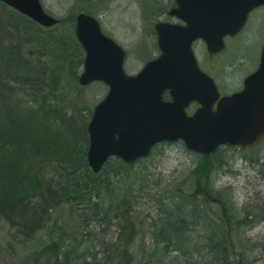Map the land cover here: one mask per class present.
I'll list each match as a JSON object with an SVG mask.
<instances>
[{"label":"trees","instance_id":"trees-1","mask_svg":"<svg viewBox=\"0 0 264 264\" xmlns=\"http://www.w3.org/2000/svg\"><path fill=\"white\" fill-rule=\"evenodd\" d=\"M4 5L0 2L1 8ZM8 11L11 19L0 14V215L16 228L17 234L34 239L37 231L56 218L57 208L68 203L83 237L78 242L77 236H67L55 250L52 248L51 254L34 251L35 258H52L54 264H249L248 247L238 242L240 227L234 213L221 211L223 195L215 192L210 183L211 166L222 149L212 155L198 153V165L187 175V181L177 186L180 190L169 185L157 188L150 195L152 212L141 216L140 211L135 216L133 207L147 186L128 182L122 176L120 179L128 183L124 184L123 193H116L105 173L113 162L123 169L121 173L134 163L115 158L100 173L91 170L86 157L87 124L79 125L67 116L64 105L49 102L56 100L63 64L41 68L22 50L29 43V36L51 35L52 31H44L45 27L12 8ZM30 29L35 34L27 31ZM25 33L26 41L20 42ZM74 34L82 67L83 50ZM41 72L45 78L42 76L39 81ZM77 72L78 68L74 74ZM15 74L22 76L26 83L23 86L28 87L23 91L30 94L25 113L3 95L12 87L10 82H15ZM75 80L79 91L82 86ZM78 141L82 146L76 147ZM79 165L83 171L78 174ZM48 167L56 172L46 177ZM104 187L112 191L110 199L92 201L93 194ZM240 222L246 221L242 218ZM92 225L101 230L104 226L117 229L116 237L112 236L114 241L102 242L107 247L103 252L95 250L100 232L90 228Z\"/></svg>","mask_w":264,"mask_h":264},{"label":"rangeland","instance_id":"rangeland-1","mask_svg":"<svg viewBox=\"0 0 264 264\" xmlns=\"http://www.w3.org/2000/svg\"><path fill=\"white\" fill-rule=\"evenodd\" d=\"M42 3L49 13L61 19V26L57 30L54 29L55 27L44 29V31H52L51 35L46 33L29 36L30 40H27L29 43L23 47V53L29 55L33 64H37L44 69L46 67L48 69L53 64L57 66L63 64V67H61L62 73L60 72L59 77V87L55 93L56 100H49V102H51L50 104L56 102L59 107L64 105L63 110L67 112V116L72 117L79 125L80 123L81 125L82 123L88 125L92 110L106 94L107 86L96 82L81 87L79 91V88L76 87L75 79L77 78L78 81L82 67L79 62L81 53L77 50L72 35L75 33V15L86 10L98 17L105 32L114 37L127 50L125 70L135 74L147 59L158 55L157 35L154 31L155 23L157 20L166 19L164 11L172 5V1L42 0ZM7 9H10L7 5H4L3 8L0 6V14L3 13L11 19L12 14H10V11L6 13ZM263 26L264 17L260 16L254 21L251 31L245 33L244 38L250 39L251 44L244 47V41H242L240 45V54L247 56L250 62H254L253 56L262 42ZM27 31H30V34H35L32 29ZM13 35L15 34L13 33ZM26 36H28L27 33L23 34L20 37V42L26 41ZM15 38L18 37L11 36V39ZM32 50H35V52L31 53ZM41 50L43 52L39 54ZM197 52L199 58L202 59L204 57L203 50L199 49ZM60 53H63L61 58ZM4 56L6 57V54ZM227 56L228 53L224 58L227 59ZM70 57L73 60L70 61ZM249 64L251 66V63ZM77 68L78 72L74 74ZM244 68V71L249 69L248 66H244ZM241 71L236 72V78L232 77L234 83L240 81V75L245 74H242ZM227 72L234 75L235 69ZM16 76L15 82L9 84L12 85L10 90H4L3 95L6 96L8 103L14 101L22 109V113H25L29 109L28 104H30V101L28 97L30 94L23 91V88L28 87L23 86L26 83L21 79L22 76ZM42 76H44L43 72L38 78L39 81L45 78V76L43 78ZM78 142L76 147L82 146L81 142ZM221 149L219 151L220 155L211 166L213 168L210 175L212 185H209L213 187L215 192H221L223 195L224 204L221 211L228 215L234 213L233 218L240 227L237 230L240 236L238 242L248 247L249 264H264V164L259 166L260 163L255 161L259 152L264 154V148L237 149L223 147ZM199 160L198 154L188 151L181 142H175L158 146L148 159L141 160L132 167L129 166L124 173H121L123 169L120 166L118 168L114 162L110 167L107 165L105 173L108 174L107 176L110 177L111 183H113V189L111 190L116 191V193L119 191L123 193L124 184L131 180L136 184L141 185L143 183L147 186V190L141 193L140 202L133 207L136 208L135 216L140 211H142L141 216H143L148 212H152L154 204L150 195L157 188L160 189L166 185H169L175 191H179L180 188L177 186L183 185V182L187 181V175L198 165ZM81 171L83 170L79 165L78 174ZM45 172L46 177H49L54 175L56 171L52 167L50 169L48 167ZM122 176H126L128 182L120 179ZM112 191L109 192L107 187H104L98 194H93L92 201L99 199L108 201ZM225 205L226 208H224ZM55 215L57 219H53L46 227L37 231L34 239H25V235L17 234L16 228L0 215V264H54L52 258L43 259L41 257L36 259V256L33 255L34 251H37L39 255L41 252L51 254L52 248L55 250L67 236H77L78 242L82 240L79 221L70 204H63L57 208ZM242 218L245 219V224L240 222ZM93 225L90 228H96V231L100 232L98 236L100 240H95V250L103 252L107 247L105 244L102 245V242L112 241V236L116 234L117 229L114 226L108 228L104 226L101 230ZM238 234L236 233V236ZM138 253L136 252L137 255Z\"/></svg>","mask_w":264,"mask_h":264},{"label":"water","instance_id":"water-1","mask_svg":"<svg viewBox=\"0 0 264 264\" xmlns=\"http://www.w3.org/2000/svg\"><path fill=\"white\" fill-rule=\"evenodd\" d=\"M3 1L43 25L58 22L40 0ZM178 2L176 12L189 26L157 24L163 53L136 75L124 70L125 51L101 31L98 21L85 14L78 17L76 34L86 50L79 81L103 80L110 87L88 124L87 159L95 172L111 156L127 162L147 157L161 141L183 139L187 148L210 153L222 144L249 146L264 136V47L261 65L247 77L245 89L222 98L215 81L199 69L192 49L193 40L202 36L211 51L222 50L223 37L238 33L249 10L264 0ZM211 24L219 31L196 28ZM166 89L174 97L171 102L162 98ZM193 100L201 107L189 116L185 107Z\"/></svg>","mask_w":264,"mask_h":264},{"label":"flooded vegetation","instance_id":"flooded-vegetation-1","mask_svg":"<svg viewBox=\"0 0 264 264\" xmlns=\"http://www.w3.org/2000/svg\"><path fill=\"white\" fill-rule=\"evenodd\" d=\"M171 1H172V5L169 8L176 7L177 0H171ZM79 13L88 14L89 12L85 10V11L78 12V14ZM164 14L166 15V19H160V20L176 22V23L181 22V20H179L177 17L169 16L168 10L164 11ZM260 16L264 17V5H260L249 12L247 16V20L245 24L243 25L242 29L240 30L241 32H239L237 35H226L225 49L218 54L210 53L207 47V44L203 39H197L195 40L193 44L200 68L205 73H207L208 75L212 76V78H214L219 88L221 96L225 94H232L234 92L241 91L244 88V82H245L246 77L249 75V73H252L253 71H255L260 64L262 49L264 45V34H263V39L260 44V47L256 49V53L253 56L254 62H250L247 56H242L239 52L242 41H244L243 42L244 47L251 44L250 39L244 38L245 33H247V31L253 28L252 25L254 21H256ZM75 23H76V20H75ZM156 44H157L156 45L157 49L159 50L158 43ZM199 49L203 50V53H204V57L202 59H200L197 54L198 53L197 51ZM227 53H228V56H227V59H225L224 56L227 55ZM249 63H251V66ZM244 66H248L249 69L247 71H244L245 69ZM234 69H235L234 75H231L227 72V71H234ZM239 70H242L241 73L242 74L245 73V74L240 75L241 76L240 81L234 83L232 81V77L236 78L237 77L236 72H239ZM165 97L169 98L170 100H172L173 98L170 91H165ZM199 106L200 104L198 102L192 101L187 107L188 113L189 114L194 113L199 108ZM257 147H260V149L264 148V138L259 143L251 147L237 148V149H255ZM255 161L260 163L259 166L263 165L262 163H264V154H261L259 152Z\"/></svg>","mask_w":264,"mask_h":264}]
</instances>
